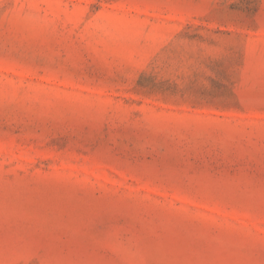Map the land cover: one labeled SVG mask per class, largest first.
Here are the masks:
<instances>
[{"label": "rangeland", "instance_id": "obj_1", "mask_svg": "<svg viewBox=\"0 0 264 264\" xmlns=\"http://www.w3.org/2000/svg\"><path fill=\"white\" fill-rule=\"evenodd\" d=\"M0 264H264V0H0Z\"/></svg>", "mask_w": 264, "mask_h": 264}]
</instances>
